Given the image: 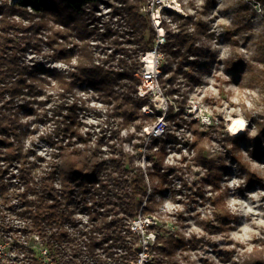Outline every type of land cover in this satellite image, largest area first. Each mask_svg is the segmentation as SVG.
<instances>
[{
    "label": "rangeland",
    "instance_id": "rangeland-1",
    "mask_svg": "<svg viewBox=\"0 0 264 264\" xmlns=\"http://www.w3.org/2000/svg\"><path fill=\"white\" fill-rule=\"evenodd\" d=\"M8 2L14 4L15 1ZM175 2V9L164 13L165 40L159 46L163 57L160 85L167 99L148 96L150 102L142 106L141 111L152 118L139 116L130 121L119 134L114 133L113 140L110 135L118 131L124 121L118 116L111 117L115 102H108L101 92L80 82L64 96L58 76L73 82L72 73L83 74L81 68L91 63L121 70L119 60L136 61L139 63L134 74L139 81L136 96L142 97L140 77L148 66L143 63V57L157 45V31L151 20L153 48L131 59L115 52L117 41H124L119 47L135 46L127 40L134 38L131 34L125 37L106 35L108 28L119 32L130 29L123 9L126 4L122 0H102L93 21L62 10L60 5L53 6L54 12L45 15L28 7L34 15L32 20L14 16L28 29L16 35L28 49L24 61L38 69L37 92L26 94L18 102L19 115L26 129L23 145L31 153L30 160L36 164L34 173H40L53 153L50 139L54 136L56 121L60 119L55 114L57 107L78 102L81 131L92 136V143L104 137L105 142H114L117 148L121 147L127 167L125 175L131 179L138 167L147 171L146 154L150 153L153 142L147 131L164 120L166 134L160 138L175 133L179 140L168 142L164 159V167H174L176 174L168 180L156 176V184L162 189L156 194L153 188L148 192L154 211L129 220L131 230L138 235L129 238L137 244L154 243L158 233L194 239L197 246L176 252L180 260L185 257L184 262L193 264H247L256 250L263 251L264 259V1ZM58 14L62 16L61 21ZM177 15L189 20L190 31H195L200 20L206 23L205 30L196 39L195 45L200 52L190 61L175 59L162 51L167 41L166 24L179 32L183 20H178ZM40 22L45 23L46 28L37 30L34 25ZM56 30L68 33L66 40L59 38L58 41L71 51L69 61L56 60L54 49L48 43L49 36ZM150 34L151 30L147 28L146 38ZM169 63L172 71L164 73L163 65ZM162 80L167 82L166 88ZM182 107L187 122L176 128L170 110L173 108L177 113ZM196 129L204 135L194 148L191 143ZM199 149L203 150L201 154ZM103 151L108 157L107 145L103 146ZM251 172L260 178L253 185L248 181ZM147 182L150 183L148 179ZM23 189L13 185L6 196L0 197L1 264H23L26 260L23 247L34 251L45 264H73L71 249L77 248L78 243L68 244L69 255L53 256L43 238L23 231L24 220L20 216L24 204L20 196ZM76 212V218L82 220L80 227L86 229L88 213ZM148 257V253H139L138 259L131 264H144ZM85 264L98 263L90 259Z\"/></svg>",
    "mask_w": 264,
    "mask_h": 264
},
{
    "label": "trees",
    "instance_id": "trees-1",
    "mask_svg": "<svg viewBox=\"0 0 264 264\" xmlns=\"http://www.w3.org/2000/svg\"><path fill=\"white\" fill-rule=\"evenodd\" d=\"M14 1V4H9L8 0L0 2V197L6 196L13 185L24 188L20 193L24 200L20 211V216L24 220L23 231L43 238L49 254L53 256L69 255L68 244L78 243L77 248L71 249L73 264H85L90 259L98 264H131L142 252L149 254L144 264H193L190 261L184 262L185 257L180 260L176 252L197 246L198 243L194 239L158 233L154 243L137 244L129 238L132 235L138 236L131 230L129 220L139 214L147 215L154 211V204L148 192L153 188L156 194L162 189L161 185L156 184V176L168 180L170 176L176 174L174 167H164L166 145L170 140L179 142L175 133H169L163 138H153L151 151L146 154L149 162L147 171L138 167L137 172L128 179L125 175L127 167L124 163L123 149L117 148L114 142H105L104 137L92 143V136L81 131L79 103L68 105L63 103L55 111L60 119L56 121L54 136L50 139L53 147L51 159L40 173H34L36 164L30 160L31 153L25 150L23 145L26 129L19 115L18 102L26 94L37 92L38 69L24 61V54L28 49L17 40L16 35L22 32L21 30L28 29L14 16L19 15L32 20L34 15L28 11V7L34 9L37 14L45 15L54 12L53 6L60 5L58 7L62 10L82 15L87 21H93L94 13L102 0ZM122 2L126 4L123 9L126 11L130 29L119 32L108 28L106 35L125 37L131 34L134 38L127 40L135 46L119 47L118 45H122L124 41H117L115 52L126 54L132 59L134 56L139 57L141 52L153 48L154 29L150 25V18L140 12L142 0ZM176 17L183 20L179 25V32L173 31L166 24L167 41L162 46V51L165 54L170 53L175 59L190 61L191 57H196L200 52L195 45L196 39L205 30L206 23L200 20L195 31H190L189 20H184L178 15ZM57 18L61 21V14H58ZM34 26L37 30L46 28L45 23L41 22ZM147 28L151 30L148 38ZM59 38L66 40L68 33L56 30L48 39V43L54 49V57L56 60L69 61L71 51L59 44ZM110 58L114 59L113 55ZM169 61L168 59L167 62ZM118 64L121 70L91 63L81 68L83 74L72 73L73 82L58 76L64 96L65 92L72 91L75 83L80 82L101 92L108 102H115L114 114L111 117L118 116L124 118V121L118 131L110 135L111 140L115 132L119 134L130 121L136 120L139 116L152 118L141 111L142 106L149 104V97L136 96L139 81L134 74L139 69V63L121 59ZM178 67L182 68L181 64ZM163 68L164 73L172 71L170 63L164 64ZM47 72L52 74L49 70ZM166 83L162 80L164 88ZM182 108L177 113H174L173 108L170 110V118L176 128L187 122L184 120V107ZM194 134L195 139L191 146L197 148L204 134L197 129ZM105 145L109 147L108 157L103 151ZM202 151L199 149L200 154ZM259 180L257 173L249 174L250 185L256 184ZM78 210L88 213L86 229L80 227L82 220L76 218ZM148 227L157 228L155 225ZM23 250L26 257L23 264H45L44 260L37 258L31 249L23 247ZM247 264H264L263 251L256 250Z\"/></svg>",
    "mask_w": 264,
    "mask_h": 264
},
{
    "label": "built area",
    "instance_id": "built-area-1",
    "mask_svg": "<svg viewBox=\"0 0 264 264\" xmlns=\"http://www.w3.org/2000/svg\"><path fill=\"white\" fill-rule=\"evenodd\" d=\"M143 4L141 7V13L148 16L153 24L154 28L157 31V45L155 50L150 51L153 53L152 64L148 65L146 61V57L149 54L147 52L146 56L143 57V63L148 66L142 71V75L140 77L142 81V88L140 90V95L142 97L150 96L151 99L159 98V99H167L164 94L161 85L160 78L162 74V62L163 57L159 51L160 44L164 43L165 35H164V27H163V17H165L164 13L170 10L175 9V0H142ZM167 101V100H166ZM166 124L164 120L158 121L148 128L147 134L148 136L153 138H160L166 134Z\"/></svg>",
    "mask_w": 264,
    "mask_h": 264
},
{
    "label": "bare ground",
    "instance_id": "bare-ground-1",
    "mask_svg": "<svg viewBox=\"0 0 264 264\" xmlns=\"http://www.w3.org/2000/svg\"><path fill=\"white\" fill-rule=\"evenodd\" d=\"M153 53L152 52H149V54L147 55L146 57V61L148 62V65L149 64H152V59H153Z\"/></svg>",
    "mask_w": 264,
    "mask_h": 264
}]
</instances>
